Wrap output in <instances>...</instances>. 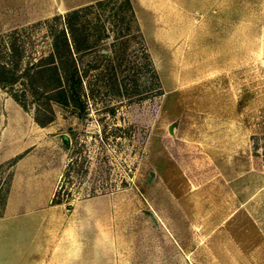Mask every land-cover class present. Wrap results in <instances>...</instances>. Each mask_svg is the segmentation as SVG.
<instances>
[{"label":"rangeland","instance_id":"374dc122","mask_svg":"<svg viewBox=\"0 0 264 264\" xmlns=\"http://www.w3.org/2000/svg\"><path fill=\"white\" fill-rule=\"evenodd\" d=\"M95 1L0 0V34L40 36ZM130 2L141 33L122 25L121 46L99 9L97 50L121 56L112 81L98 52L79 59L81 115L53 104L40 125L0 86V214L16 188L68 206L102 196L113 264H264V0Z\"/></svg>","mask_w":264,"mask_h":264},{"label":"trees","instance_id":"16d2710c","mask_svg":"<svg viewBox=\"0 0 264 264\" xmlns=\"http://www.w3.org/2000/svg\"><path fill=\"white\" fill-rule=\"evenodd\" d=\"M106 7L109 10L105 19L110 20V29L99 17V9ZM86 12L92 15L90 19L82 17ZM41 24L45 25V32L40 36L33 35L27 27L0 34V86L6 88L23 107L32 105L34 119L45 125L54 114L53 104L69 107L78 116L86 109L92 65L86 64L81 68L79 59L82 56L98 52L102 59L96 66L100 67V78L106 81L115 78L116 68L112 61L114 57L120 59L121 52L118 48L110 53L102 48L97 50L102 40L109 37L108 30H111L109 43L112 46L117 43L121 46L124 42L122 25L129 27L133 24L136 33L140 35L141 32L130 0H97L63 14H54ZM144 56L149 63L148 55ZM84 79L88 80V87H85ZM63 140L68 144L66 137ZM75 163L76 159L72 158L69 166L73 167ZM63 201L59 190H56L52 202Z\"/></svg>","mask_w":264,"mask_h":264},{"label":"crops","instance_id":"0c3cea01","mask_svg":"<svg viewBox=\"0 0 264 264\" xmlns=\"http://www.w3.org/2000/svg\"><path fill=\"white\" fill-rule=\"evenodd\" d=\"M11 189L0 214V264H113V225L102 196L73 205Z\"/></svg>","mask_w":264,"mask_h":264}]
</instances>
